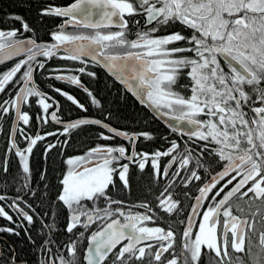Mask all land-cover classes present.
<instances>
[{"label": "snow or ice", "instance_id": "6c2138e0", "mask_svg": "<svg viewBox=\"0 0 264 264\" xmlns=\"http://www.w3.org/2000/svg\"><path fill=\"white\" fill-rule=\"evenodd\" d=\"M39 15L64 18L58 30L51 33L54 43L18 38L35 32L19 15L12 18L21 22L22 31L0 30V63L26 54L0 73V93H5L9 84L19 85L14 95L0 102V116L14 114L17 125L21 121L29 125L33 115L38 122L47 123L49 116L57 124L62 122L57 114L59 102L37 87L35 74L48 71L46 61L38 57L51 59L63 50L68 55L60 58L83 65L75 70L79 74L95 78L96 73L88 71L87 66L100 64L140 97L141 103L147 100L164 116H171L178 124H187V129L172 127L187 135L195 147L185 142L181 149L180 144L170 141L163 150L138 152L136 141L141 137L151 140V134L118 130L104 122L107 117L81 118L64 125L63 135L81 126L98 125L108 133L102 132L101 139L123 137L131 151L123 145L97 146L84 156L67 160L69 168L55 196L57 205L69 210L66 232L74 234L77 228L87 230L97 221L102 223L88 237L89 244L79 259L78 243L84 237L83 231L62 246L67 256L53 251L54 247H60L53 240L42 238L38 247L44 259L37 264H105L110 256L109 264H144L145 260L148 264H202V258L207 264H264V0H74L63 7L49 5L40 9ZM136 16L143 17L144 25L133 20L138 30L136 38L130 40L129 19L125 17ZM175 24L190 34L172 31L158 35ZM68 25L91 29L93 34L68 33L65 31ZM113 27L118 30H100ZM66 71L53 69L52 72L59 74H50L49 79L78 86L90 97L91 104L100 107V101L82 83L80 75H66ZM185 74L190 84L179 85ZM53 90L87 112L85 105L68 92L59 87ZM185 90L191 95L185 96ZM33 98L41 111L30 115L23 107ZM54 105L55 110L49 113ZM17 132L28 142L24 149L17 145ZM57 135V132L37 133L33 138L19 127L11 130L6 155L13 152L18 157L23 182L11 204L0 203V218L13 225L0 226V233L19 236L22 230L36 246L26 225H34L42 217L19 192L27 189L29 195L43 201L41 192L31 183L30 156L39 141ZM56 147L57 144L49 143L45 151ZM164 158H167L166 166L161 164ZM221 161L224 162L221 170L213 169L215 175L210 174V179L204 182L199 170L206 164L211 166ZM130 165L142 172L150 167L154 179L165 180L167 186L156 199L159 209L168 214L181 210V202L172 192L177 180L185 187L195 181L202 183L191 206L179 254L174 251L173 230L147 226L154 215L147 214L153 211L148 204L140 205L147 209L144 214L130 211L126 214L124 202L113 198L110 186L116 187L117 177L123 189H130ZM0 171L7 175V159L0 162ZM40 180L46 181V173H41ZM6 200L0 194V202ZM209 200L213 203L206 206L203 202ZM97 201H103L104 207H88L85 203L95 205ZM6 207L16 210L17 220ZM54 215L51 207L44 213L48 218ZM196 217H200V222L194 233ZM54 223V220L42 222L41 229L46 227L52 233ZM0 264H28V261L18 259L14 250L6 254L0 248Z\"/></svg>", "mask_w": 264, "mask_h": 264}, {"label": "flooded vegetation", "instance_id": "af4514ba", "mask_svg": "<svg viewBox=\"0 0 264 264\" xmlns=\"http://www.w3.org/2000/svg\"><path fill=\"white\" fill-rule=\"evenodd\" d=\"M73 2H74V0H41L40 1L41 6H39V11H40V9L46 8L49 5L63 7V6L69 5ZM18 15L23 17V20L26 21L30 25V27L35 29L34 33H24L23 37H20L18 35V38H38V42L42 43V44L54 43L55 41L52 39L51 33L54 31H57L58 26L64 23V18L56 17V16H43V17H40V20L44 19L43 23L46 25V27L43 31H40V28L38 25L32 24L31 22H29V20H26L23 15H21V14H18ZM125 18L129 19L130 34H129L128 38L130 40L135 39L136 38L135 33L138 30V26L133 23V20H140L141 25H144V19L142 16H136L133 18L125 17ZM13 28L21 29V22L11 18V21L9 23L6 20H4L2 23H0V30L8 31V30H12ZM100 30L103 32H108V31H116L118 29L113 27V28H102ZM21 31H22V29H21ZM65 31L68 33L84 34V35L93 34V30H91V29L74 28L71 25L66 26ZM172 31H182V33L185 35L190 34V32L188 30H182L181 25L175 24V25L170 26L169 28L162 29L161 32L158 33V35H165V34H168ZM66 55H68V53L61 50L59 53L56 54V56H54L51 59H48L45 57H38L37 58L38 60L46 61L45 66L48 69V71L38 72L35 74L36 85L40 90L44 91L49 96H51L54 100L59 102L60 110L57 114H58V116H60V119L62 122L70 121V120L80 118V117H94V116H77L76 118H67L66 116H64L62 114V107L67 109L68 106L74 105V104L72 102L68 101L65 97L56 93L53 90L54 87H59L63 91L68 92L70 95L74 96L76 98V100H78L80 103L84 104L85 107L90 106V105H91V107L96 106V105L90 103V97L82 89H80L78 86L71 85V84L67 83L66 81H58V80L49 79L50 74H52V75L59 74V73L52 72L53 69H66L68 71H66L64 74H66V75H80V79H81L82 83L90 90L86 80L84 79V76H86V75L79 74L77 71H75L76 69H78L79 67H81L83 65H81L79 61H71V60L60 58L62 56H66ZM188 55H191V54L189 53ZM25 57H26V54L21 53V55L19 57H14L12 60H6V61H4V63H0V73L11 68L17 62L18 59H24ZM53 62H58L60 64L62 62H64L63 64H65V66L64 67H56V68L50 67V65ZM221 63L223 65V63H224L223 60H221ZM92 64H96V63H92ZM96 65L100 66L106 72V70L100 64H96ZM21 71H23V69ZM225 71H228V69L226 67H225ZM17 77H19V73L17 74ZM110 77L113 79L114 90H119L123 95H129L131 98H133V100L138 105L144 106L145 108H147L127 89V87L125 85L120 83V81H118L116 78H114L112 76H110ZM178 83H179V85H189L190 80L188 79V77L185 74L181 77V79L179 80ZM18 87H19V85H14V83L9 84L5 89V93H0V102H2L5 99H8L10 96L14 95L15 91ZM91 92L94 95V92L93 91H91ZM183 94L185 96L191 95L190 91H187V90H185L183 92ZM98 100H99V98H98ZM48 102L51 103L52 101L50 100ZM100 103H102V102H100ZM255 106H259V105L257 104ZM55 107L56 106L54 105L53 108L49 110V113H51V111H54ZM100 107H101V104H100ZM23 111H28L30 115H33L35 113L40 112L41 109L35 103V98H33L29 104L24 105ZM249 115H251V113H249ZM94 118L102 119V118H98V117H94ZM201 119H206V117H201ZM104 122L110 123V125L116 127L114 124H112L111 122H109L107 120L106 121L104 120ZM162 124H163L164 130L160 134V145L158 146V149L163 150V149L167 148L169 146L170 141H175L178 144H180L181 149H183L185 142H188L190 147H195V145L191 141H189V138L187 135H181V133L174 131L172 128L168 127L164 123H162ZM16 127L23 129L24 132H27L29 134V136H31L33 138L35 137V135L37 133H39L40 135H45V133H47V132H57L58 133V135L55 137L46 136L43 141H39L37 143V145L33 148V152L30 156V159L32 158L33 154H35L36 152L46 154L48 151L47 152L45 151V145H47L49 143L61 144V142L64 140V141H66V144H67L70 141L71 131L67 135L61 134V133H63L64 125H62L61 123L57 124L56 122L51 121L50 116H49L48 122L44 123V122L36 121L34 118V115H33V119L29 125H24L22 121L19 122L18 125H17V123L15 124L14 114H5L3 116H0V152H1V157H2L1 161H3L4 159H7L8 170L9 169H12V170L15 169L16 171H18V170L22 169V165L20 164L18 157L13 152H8L6 155V149H8L10 147L11 130L13 128H16ZM116 128H118V127H116ZM118 129H121V128H118ZM121 130H123V129H121ZM123 131H125V130H123ZM99 132H100V134L102 133V128L99 130ZM117 138L120 139L118 142L115 141V143H117L118 145L109 144L108 146H121V145H123L126 148H129V152H130L131 148H130L129 142L122 137H117ZM15 139H16L18 147H20L21 149H24L27 147L28 142L24 139L23 135L20 134L19 132H17ZM114 140L115 139H113V141ZM153 141H154L153 139L146 140L143 137H141L138 141H136V151H138V148H140V151H154V150H156L153 147ZM119 143H121V144H119ZM154 146H157V145H154ZM197 152H198V150H197ZM82 156H84V155H82ZM67 159H66V163H67ZM121 163H127V161H121ZM223 163L224 162H222V164ZM161 164H162V166H166L167 165V158L162 159ZM215 167H216L215 162H213L211 164V166L206 164L204 168L199 170L200 175L202 176V180L204 182H206L210 178V174L213 175L215 173V171L220 170V168H218L216 170ZM174 168H175V165L173 166V169ZM67 169H68V165L66 167L65 172L67 171ZM205 169H207V171ZM213 169H215V171H213ZM160 180H161V182L158 183L159 189L160 188L163 189L167 185H166L165 180L163 178H161ZM19 183L22 184V181H19L18 184ZM201 186H202V183L200 181H195L192 184H189V185H187V187H185L181 181L177 180L176 184L173 186L172 192L174 191L176 195L179 194L178 196H174V198H178L180 200L181 210L179 211V213H172V214H168V213L164 212L163 210L159 209V207L157 205V199H156L157 196L159 195V193L155 196H148V197H143V198H139V199L132 198V197L131 198L130 197L123 198V197H119L118 195H116V196H114V194H112V195H113L114 199L121 200L124 202L123 203V209H124L126 214L129 211L133 214H135V213L144 214L147 212V209L140 207V205L148 204L152 208L153 211L147 212V214H149V215L154 214V215H153V221L147 222V226H149V227L159 226V227H164L165 229L170 228L174 232H182V234H183V232L185 230L186 222H187V217H188L189 212L191 210V206L193 205V202H194V197L199 193L198 188ZM229 187H231V185H229ZM195 188H197L196 192L193 193L192 191H190V190L195 189ZM110 189L112 192H115L117 190L119 191L120 188L118 186V182L116 183L115 188H112L110 186ZM225 191H227V189ZM25 193H26V197L24 199L28 203L31 204L30 198L27 196V194H28L27 189L24 190V192H21L20 195L24 196ZM185 193H187V196L185 195ZM3 195H5L7 197V200L4 202H0V203L11 204L12 200L15 198L12 196L9 197L5 193H3ZM217 199H219V198H217ZM85 203L88 205V207H96V208H103L104 207L103 201H97L95 205H92L91 202H85ZM211 203H213V202H211ZM240 203L243 204V201H240ZM204 204L207 206L206 201H204ZM21 206L23 207V205H21ZM112 207L115 208L116 205H113ZM5 210L9 211L10 214H13L14 220L18 219V214H16V210L14 208L9 209L6 207ZM25 210H27V209H25ZM204 210H206V207L204 209H201V212H203ZM63 211H64V215L67 218V220L64 222L63 227L59 228V230L62 231V234L58 235V236H60V239H57V241H54V243L56 245H59L60 247L59 248L54 247L53 251L57 252L58 254H62V255L67 256L68 253L66 252V250H64V248L62 246L67 244L69 242V240H75L77 238V236L79 235V232L83 231L84 237L80 238L79 243H78L79 252H78L77 258L79 259V256L83 255L84 251L86 250V248L89 244L88 237L91 235V233L93 231L97 230L98 226L102 222L97 221L96 224H92L87 230H85L83 228H77L74 230V234H69L65 230L66 224L68 222L69 210H67L64 207ZM41 217L43 218L42 222H44L45 216L43 217V215L41 214ZM52 218H49L48 220H50ZM38 222L39 221H37V223L34 225H26V227L29 230H30L29 227H31L32 232H47V234L44 235L42 238L43 239H51V233H49L48 229L46 227L41 229V224ZM199 222H200V217L197 218V221L194 225V228H193L194 233L196 231H198ZM0 226L13 227V225L4 218H0ZM17 229L20 230L18 225H17ZM21 232H23V231L20 230V235L16 236V238H20V236L22 235ZM182 234H181V237L179 240V244H177V242L175 241L174 251H177V254H179L181 251V246L183 243ZM13 238H14V235H10L8 233H0V248H4L5 252L7 250L8 253H10L12 250L15 251V245L11 241ZM229 238H231V237H229ZM253 243H255V237L253 238ZM4 245H7V247ZM8 246H9L10 250L8 249ZM246 246H247V240H246ZM178 247H179V249H178ZM255 250L256 249H253V251H255ZM39 251H40V249H39ZM229 251L231 253V249H229ZM15 253H16V251H15ZM38 254H39V256H38L39 260H43L44 256L40 252ZM235 255H242V254H235ZM164 256L168 257V253H165ZM111 259H112V257L110 256L109 261ZM245 259H247V257H245ZM23 260H25V259H23ZM109 261H105V264H109ZM144 264H148V261L145 260ZM202 264H207V261L203 260V258H202Z\"/></svg>", "mask_w": 264, "mask_h": 264}, {"label": "trees", "instance_id": "16d2710c", "mask_svg": "<svg viewBox=\"0 0 264 264\" xmlns=\"http://www.w3.org/2000/svg\"><path fill=\"white\" fill-rule=\"evenodd\" d=\"M41 0H0V23L6 20L8 23L11 21L13 15L21 14L26 20H29L32 24L38 25L40 31H43L46 25L43 20H40L39 6ZM11 17V18H10ZM43 23V24H42ZM58 62H53L50 67H64L65 64ZM78 66V65H77ZM88 71L96 73L95 78L84 76L89 88L94 92V96L99 101L102 102L101 107H91L87 106V112L80 110L74 105L68 106V108L62 107V114L67 118H76L77 116H94L109 121L116 127L125 130L130 133H141L148 132L151 134L153 141V147L158 149L160 145V134L164 130L163 124L159 122L151 112L144 106L138 105L133 98L129 95H123L119 90H114L113 79L98 65L89 63L87 66ZM110 114V115H109ZM98 125H85L79 128L71 130L70 141L66 144L63 140L61 144L56 143L57 147L48 151L46 154L35 153L30 159V167L32 171L31 183L33 187L39 190L43 196V201L41 199H35L31 195L27 194L30 198L31 204L40 214L43 215L49 211L55 214V216L48 220L49 218L45 216L44 222L54 223V231L51 233V240L57 241L60 239L62 231L59 230L63 227L64 222L67 218L64 215L63 206L57 205L55 201L56 194L60 191V181L65 173L67 163L66 159L73 155H85L89 149L96 146L105 145H118L115 141H119L115 137L114 141L101 139L100 130ZM102 132L107 135L106 130L102 129ZM58 142V141H57ZM121 144V143H119ZM157 145V146H154ZM140 148H138V152ZM1 152H0V162ZM215 163L217 170L220 165ZM46 173V181L40 180L41 173ZM23 182V172L22 169L16 171L15 169H9L7 175L0 171V194H7L9 197H15L18 194V190L21 189V184L18 182ZM118 182L119 191L112 192L114 196L118 195L123 198H143L148 196H155L162 188L159 189L158 183L161 182L160 179H154L151 175V168H146L143 172L137 167L130 165L129 172V183L130 189L125 190L122 188L118 177L116 178ZM116 182V183H117ZM47 184L45 188L44 185ZM22 191L19 192H24ZM159 191V192H158ZM193 193L197 191V188L190 190ZM174 196H178L173 191ZM26 197V193L24 198ZM28 200V199H27ZM29 201V200H28ZM51 202V204H50ZM211 201H206V204H210ZM43 219V218H42ZM38 223H42V220ZM30 228V233L32 239L36 241V246L28 241L25 236L24 231L21 232L20 238H16L14 235V240L12 243L15 245V251L18 259H25L28 264H37L39 261V245L41 239L47 232H32ZM176 236V242L179 244V240L182 232H174ZM11 237V236H10ZM65 238V237H64ZM7 247V245H4ZM8 249L10 250L9 246ZM179 249V247H178ZM177 253V251H175ZM6 254L8 251L6 250ZM6 259V256H5Z\"/></svg>", "mask_w": 264, "mask_h": 264}, {"label": "water", "instance_id": "95a60500", "mask_svg": "<svg viewBox=\"0 0 264 264\" xmlns=\"http://www.w3.org/2000/svg\"><path fill=\"white\" fill-rule=\"evenodd\" d=\"M86 43V42H85ZM102 66V65H101ZM103 67V66H102ZM105 70H106V72L110 75V76H112V77H114V78H116L115 76H113L105 67H103ZM117 79V78H116ZM118 81H120L119 79H117ZM120 83H121V81H120ZM123 84V83H122ZM123 85H125V84H123ZM126 86V85H125ZM127 87V86H126ZM128 89V88H127ZM130 91V90H129ZM140 102H141V98L140 97H138L137 95H135L132 91H130ZM142 104H144L149 110H150V112L160 121V122H162V123H164L165 125H167L168 127H170V128H172L173 129V125H176L178 128L179 127H183V128H185V129H187L189 126L187 125V124H178V122L177 121H175L171 116H164L163 115V113H162V111L161 110H158L154 105H152L151 104V102H148L147 100H145V102L144 103H142ZM81 118H86V119H97V118H94V117H80V118H76V119H73V120H70V121H65V122H61V124L62 125H66L67 123H69V122H73V121H76V120H78V119H81ZM17 122H16V120H15V124H16ZM107 123V122H106ZM111 127H114V126H112V125H110ZM116 128V127H115ZM118 129V128H117ZM118 130H121V129H118ZM121 131H123V130H121ZM177 132H179V131H177ZM180 133V132H179ZM123 138V137H122ZM221 170V169H220ZM219 170V171H220ZM213 175H215V173L213 174ZM210 179V178H209ZM208 179V180H209ZM207 180V181H208ZM206 181V182H207ZM203 186V185H202ZM197 195H199V193L197 194ZM196 195V196H197ZM195 203V200H194V202H193V204ZM204 203V202H203ZM191 215V210H190V212H189V215H188V217ZM188 217H187V220H188ZM197 218L198 217H196L194 220H193V225H195V223H196V221H197ZM186 225H187V222H186ZM185 228H186V226H185Z\"/></svg>", "mask_w": 264, "mask_h": 264}, {"label": "rangeland", "instance_id": "374dc122", "mask_svg": "<svg viewBox=\"0 0 264 264\" xmlns=\"http://www.w3.org/2000/svg\"><path fill=\"white\" fill-rule=\"evenodd\" d=\"M77 156H82V155H73V156L68 157V159H69V158H72V157H77ZM68 159H67V160H68ZM68 168H69V166H68ZM67 170H68V169H67ZM66 172H67V171H66ZM66 172H65V173H66Z\"/></svg>", "mask_w": 264, "mask_h": 264}]
</instances>
